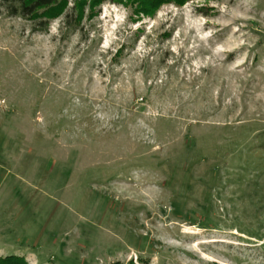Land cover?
Returning <instances> with one entry per match:
<instances>
[{
    "label": "rangeland",
    "instance_id": "1",
    "mask_svg": "<svg viewBox=\"0 0 264 264\" xmlns=\"http://www.w3.org/2000/svg\"><path fill=\"white\" fill-rule=\"evenodd\" d=\"M150 14L0 7V258L264 264V0Z\"/></svg>",
    "mask_w": 264,
    "mask_h": 264
},
{
    "label": "trees",
    "instance_id": "2",
    "mask_svg": "<svg viewBox=\"0 0 264 264\" xmlns=\"http://www.w3.org/2000/svg\"><path fill=\"white\" fill-rule=\"evenodd\" d=\"M105 1L120 0H0V7L8 17L29 22L33 33H46L50 23L57 19H60L61 31L74 32L82 30L84 13ZM193 1L196 0H138V7L146 17L151 18L153 15L150 13L155 12L162 4H174L179 7ZM69 2H72V6L66 10ZM0 264H25V262L21 257L8 256L0 258Z\"/></svg>",
    "mask_w": 264,
    "mask_h": 264
}]
</instances>
